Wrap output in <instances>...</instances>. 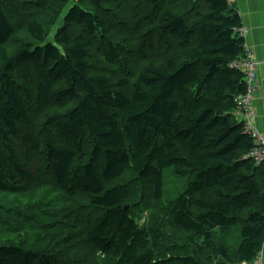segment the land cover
<instances>
[{
    "label": "trees",
    "instance_id": "trees-1",
    "mask_svg": "<svg viewBox=\"0 0 264 264\" xmlns=\"http://www.w3.org/2000/svg\"><path fill=\"white\" fill-rule=\"evenodd\" d=\"M68 2L0 0V198L28 201L0 205V264L253 263L264 163L242 160L231 115L247 88L231 4ZM168 169L183 192L165 193ZM236 226L235 250L216 240Z\"/></svg>",
    "mask_w": 264,
    "mask_h": 264
},
{
    "label": "crops",
    "instance_id": "crops-1",
    "mask_svg": "<svg viewBox=\"0 0 264 264\" xmlns=\"http://www.w3.org/2000/svg\"><path fill=\"white\" fill-rule=\"evenodd\" d=\"M230 4L241 19L238 32L257 63V90L252 94L250 110L254 129L264 137V0H230Z\"/></svg>",
    "mask_w": 264,
    "mask_h": 264
},
{
    "label": "rangeland",
    "instance_id": "rangeland-1",
    "mask_svg": "<svg viewBox=\"0 0 264 264\" xmlns=\"http://www.w3.org/2000/svg\"><path fill=\"white\" fill-rule=\"evenodd\" d=\"M81 1H83L84 4H85V2H87V0H69L66 8L64 9L65 13H66L68 8H70L72 5L78 4ZM108 1H112V0H108ZM23 2H25V1H23ZM102 6L104 7V9H110V6L107 4L102 3ZM117 19H118V17H116L115 15H112L111 17L106 18V20L109 24L115 23ZM61 25H63L62 20H58L55 27H51V26L47 27L46 31L48 34V41H52L54 32L57 30L58 27H61ZM126 46H127L128 50L134 49L133 45L129 42L126 43ZM123 57L125 58V56H123ZM125 59H126L125 65L122 64L120 66H123L126 69L130 68L132 66H136L134 61L132 62L128 58H125ZM40 160L42 161L41 154L33 155L32 165L41 167ZM242 160H244V159L242 158ZM187 182H188L187 177L178 176V175L174 174V172L171 169L166 170L164 173V191L166 194H169V196H170V194L176 195L178 193L183 192L184 189L186 188ZM36 203H44L45 208H49V205H50V207H52V206L58 207L57 204L52 202V200L49 198H41V200H37ZM21 204L27 205L28 201L22 202L21 199L16 200V199L7 198V197L0 198V205L5 206L8 210L13 208V207L19 206ZM31 209H33V207H30V210ZM3 218L6 219L5 216H3ZM20 221H22V220H20ZM16 224H17V227L20 226L18 223H16ZM240 229H241V226L233 227L231 230H229L228 233L225 234V237H224V233H222L220 230H218L216 232V240L219 238H221L222 240L223 239L227 240L226 244L229 245V247L232 250H235L237 244L239 243ZM21 236H23V235H21ZM5 240H10V239L8 237H5Z\"/></svg>",
    "mask_w": 264,
    "mask_h": 264
},
{
    "label": "built area",
    "instance_id": "built-area-1",
    "mask_svg": "<svg viewBox=\"0 0 264 264\" xmlns=\"http://www.w3.org/2000/svg\"><path fill=\"white\" fill-rule=\"evenodd\" d=\"M227 1L230 3V0ZM231 66L240 70L245 75L247 86L246 93L236 98L237 106L231 113L237 121H241L244 124V131L252 139L254 145L242 158L244 160L253 161L255 165H260L264 163V137L254 129L250 110L252 94L257 90V86L255 85L256 63L253 61L252 55L245 45L244 56L239 61L233 62ZM251 264H264L263 251L257 255L254 262Z\"/></svg>",
    "mask_w": 264,
    "mask_h": 264
},
{
    "label": "bare ground",
    "instance_id": "bare-ground-1",
    "mask_svg": "<svg viewBox=\"0 0 264 264\" xmlns=\"http://www.w3.org/2000/svg\"><path fill=\"white\" fill-rule=\"evenodd\" d=\"M134 180V179H133ZM132 181V180H131ZM65 210H63V212H64ZM68 211V210H67ZM62 213V212H61ZM60 213V214H61ZM75 213V212H74ZM44 216V215H43ZM82 215H80V217H81ZM61 217H63V216H61ZM49 218V217H48ZM45 219V218H44ZM81 220V219H80ZM57 221V220H56ZM63 221V220H62ZM55 224V223H54ZM48 226V225H47ZM56 229V228H55ZM53 231V230H52ZM44 232H45V230H44ZM55 234V233H54ZM152 260V259H151Z\"/></svg>",
    "mask_w": 264,
    "mask_h": 264
},
{
    "label": "water",
    "instance_id": "water-1",
    "mask_svg": "<svg viewBox=\"0 0 264 264\" xmlns=\"http://www.w3.org/2000/svg\"><path fill=\"white\" fill-rule=\"evenodd\" d=\"M127 209H128V207L125 206V207H124V210L127 211ZM263 261H264V250H263Z\"/></svg>",
    "mask_w": 264,
    "mask_h": 264
},
{
    "label": "clouds",
    "instance_id": "clouds-1",
    "mask_svg": "<svg viewBox=\"0 0 264 264\" xmlns=\"http://www.w3.org/2000/svg\"><path fill=\"white\" fill-rule=\"evenodd\" d=\"M264 262V261H263Z\"/></svg>",
    "mask_w": 264,
    "mask_h": 264
}]
</instances>
